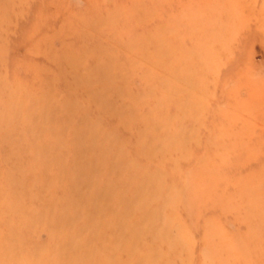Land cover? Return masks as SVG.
Wrapping results in <instances>:
<instances>
[{"label":"rangeland","instance_id":"1","mask_svg":"<svg viewBox=\"0 0 264 264\" xmlns=\"http://www.w3.org/2000/svg\"><path fill=\"white\" fill-rule=\"evenodd\" d=\"M0 264H264V0H0Z\"/></svg>","mask_w":264,"mask_h":264}]
</instances>
